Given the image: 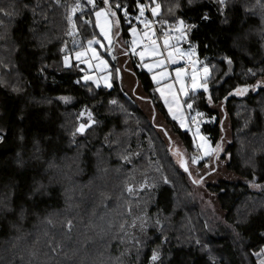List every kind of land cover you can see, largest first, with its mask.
I'll return each instance as SVG.
<instances>
[{"label":"trees","instance_id":"1","mask_svg":"<svg viewBox=\"0 0 264 264\" xmlns=\"http://www.w3.org/2000/svg\"><path fill=\"white\" fill-rule=\"evenodd\" d=\"M97 2L99 7L105 6L102 0ZM157 2L161 5L160 20L183 18L198 25L189 39L199 44L197 54L210 66L211 78L207 80L209 91L200 89L187 102L193 101V108L203 114L202 131L213 146L222 140V118L214 106L222 103L229 115L232 141L224 155L239 178L208 185L217 193L227 223L214 225L212 230L209 221L197 214L208 240L218 245L217 257H208L199 244L187 242L180 233L184 208L177 201V186L166 167H159L160 150L149 142L154 136L152 123L127 95L120 78L115 77L110 88L96 87L81 79L83 71L78 62H73L76 67H64L60 48L69 30L64 10H69L68 4L0 0V8L11 13H0V48H7L0 68L9 73L6 81L0 82V264H152L153 250L160 254L158 264H213V260L215 264H259L254 251L264 245V83L257 82L264 78V0H226L222 10L217 0H193L191 5L188 0ZM117 3L123 7L112 17L129 47L128 29L134 24L128 23L123 9L134 20L139 13L137 0H110L113 11ZM139 3L154 6L150 0ZM204 13L209 16L207 21L201 19ZM76 17L83 42L96 35L93 11ZM226 56L233 59L232 65L223 59ZM131 58L135 75L154 107L185 148L196 149L189 130L171 117L157 94L150 72L136 57ZM250 68L256 72L254 77L245 74ZM12 80L17 82L14 87L9 83ZM77 80L81 82L75 83ZM238 85L257 87L225 101ZM63 96L71 97L70 102L59 99ZM85 108L98 123L73 139L72 133L80 124L78 115ZM122 156H128L125 162L130 164H124ZM137 170L143 175L150 173L155 186L142 192L143 198H151L148 219L136 239L130 241L124 237L125 227L120 228L128 223V213L123 205L114 207L113 202L119 197L121 202L129 201L124 184L131 182ZM97 176L105 179L104 197L109 198L98 210L96 198L103 199L100 192L104 185L98 186ZM164 176L171 182L163 183ZM87 186L92 190H85ZM73 193L83 196L82 203L87 200L93 204L88 215L91 226L76 223L70 238L64 230L61 233L48 226L49 232L38 226L45 216L65 208L67 197ZM248 199L259 200L260 207L245 220L235 221V214ZM72 200L79 204V196ZM50 239L55 252L49 246Z\"/></svg>","mask_w":264,"mask_h":264},{"label":"rangeland","instance_id":"2","mask_svg":"<svg viewBox=\"0 0 264 264\" xmlns=\"http://www.w3.org/2000/svg\"><path fill=\"white\" fill-rule=\"evenodd\" d=\"M55 1V0H54ZM95 7L92 4H88L87 0H60V3H67L69 6V10L67 8L64 10L67 11V20L68 16L72 14V9L76 7L77 4H79L81 7L75 15L72 17V23L75 24V29L72 27V23L68 20V35L67 39L64 42L63 47L61 46L60 50L62 48H65V51H62V53L65 55H68L70 57L71 62H75V53L76 52H84L85 56L82 57L83 60H88V63H83L80 61L78 62L81 66L80 69L83 71V75H90L95 77L99 81V87H106L104 83V77H109V83L113 85V80L115 77H119L120 81L122 83L123 88L125 89L126 93L132 100H134L135 104H137L139 107L143 109V111L146 113V116L149 120V122L153 125V140L149 141L150 143H155V146L157 149L160 150V158H159V167L165 166L168 175L171 176L173 180V183L177 186V192L179 194V197L177 199L179 206H182L184 208V212L182 215V219H180V227L179 231L180 233L184 234L183 237H185L187 242L199 244L202 251L207 253L208 257L215 258L217 257L216 249L218 247L217 244H214L210 242L207 238V234L205 233L204 226L201 223L200 220H198L199 212L203 216V221L208 220L211 224L210 229L214 230V225H226V211L222 209L221 204L218 199L217 193L213 192L211 189L208 188L209 184L215 183L218 180L225 179V180H236L239 178V176L228 167V162L230 161L228 157H225L224 150L229 146L230 142L232 141V132H231V125L229 121V115H227V112L225 110V107L222 103L215 105L214 108L217 109L220 113V117L222 118V141H223V151H221L217 155L210 154L207 157H204L199 161L197 164L191 163V157L197 156L202 157L203 156V149H195L189 150L185 148L184 144L181 142L179 137L173 132L172 126L168 123L167 119L164 117V115L160 112V110L156 109L149 97V94L145 92L142 84L137 79L135 72H134V66L132 63V58L129 55L124 48H128L123 40V34L122 29L119 27L118 23L114 20L112 16H109L108 19V25H107V31H108V37L105 38L103 33H101L100 27L96 26L98 29L96 32V35L93 37H90L86 39L83 42V37L79 33V26L77 22V17L80 14L85 13L88 10L93 11L94 15V23L96 25V16L95 12L99 11V3L97 0H94ZM56 3V2H55ZM146 7V11L144 13L143 17H140L138 20L137 17L139 14L135 17L133 20L131 16L127 15L128 23H132L134 25L130 26L128 31L130 34V51L134 56L138 59L139 65L144 68L146 71L151 73L152 79H153L156 87L155 90L157 94L159 95L160 99L165 104L169 114L173 119L178 122L180 125L181 120L184 121L185 127L183 129L189 130L192 135L195 145L200 143L199 137H194V133L196 131L197 126L200 128V135H203L207 140V148L208 149H214L215 146L211 144V141L209 137L202 131L201 127V116H197V112L201 113L200 111L196 109H189L187 105L189 103L193 104V101H188L187 99L191 96V94L196 93L200 90L198 88L197 90L193 91L191 88L192 85V67L190 68V71L187 70L184 66V64L177 65L176 59L175 62H173L172 59L168 57V52L175 50V48H180L184 50L185 53L188 52V48H186L184 45L188 43V41H178L176 37L178 36V32L175 30V20L171 18V21H168V27L166 29H161V26L165 27L164 20H160L158 16H153L151 14L150 8L148 4H144ZM123 12L125 13V8L123 9ZM148 12V13H147ZM149 14V15H148ZM87 20H89L87 18ZM104 20L101 18V23H103ZM150 22L149 27L145 28V23ZM166 24V25H167ZM135 28L136 32L133 33L130 29ZM157 27V28H156ZM159 29V30H158ZM121 30V31H120ZM72 33V35H69V33ZM145 32H147L149 35L145 36ZM165 34H168L170 45H174L175 48L164 47V39ZM38 37V40L41 41V36L36 35ZM50 37V36H49ZM157 37L156 41V47L158 49L157 54H153L150 47H148L149 44L152 42V38ZM89 40H95L99 41V43H94L91 48H89L88 41ZM43 41V40H42ZM45 41V40H44ZM133 41L136 43L133 44ZM147 41H149L147 43ZM145 42V43H144ZM92 49H95L96 55H93ZM7 48H0V58H2L3 54L6 56L5 51ZM144 52L145 55L143 59L140 56V53ZM3 56V57H4ZM97 56L99 59H97ZM180 56H175V58H178ZM0 59V60H1ZM189 59L187 55H185L183 58H180L179 61H183ZM191 62L193 61H199V63L196 64L197 67V83L199 84L201 82V78L203 77V65L206 64L205 62H202L197 52H195L191 56ZM160 61H163V63H160ZM106 63V67H105ZM146 65H151L152 70L149 71V68L146 67ZM208 65V64H207ZM210 68V66L208 65ZM182 68L185 70L184 75L181 77L183 80L186 88L185 91L188 92V95L184 94V91L180 90V84L181 81L177 79L176 77V69ZM116 69H119V72H116ZM211 72V68H210ZM9 74V73H8ZM6 69L0 68V82L6 81V76H8ZM10 80V79H9ZM264 82V78L262 80ZM9 83H12L11 87H14L17 85L16 81H13ZM86 83H92L93 85H96L93 81H88ZM112 87V86H111ZM109 88V87H107ZM163 93V95L161 94ZM167 101V102H166ZM171 109V111H169ZM83 109L82 111H84ZM90 110V109H88ZM91 111V110H90ZM81 112V111H80ZM92 112V111H91ZM93 114V113H92ZM79 117V115H78ZM175 117V118H174ZM195 118V122L192 118ZM94 118V117H93ZM80 123H87L88 117L87 114H85L83 117L77 118ZM205 120V119H204ZM209 120V119H206ZM181 127V126H180ZM88 130V129H87ZM86 130V131H87ZM148 131H146L147 133ZM167 133V135L165 134ZM169 137L171 139H169ZM1 139V136H0ZM196 147V146H195ZM172 148L173 150L178 149L179 154L174 156L173 152L169 149ZM129 158V157H128ZM184 159L188 163V167L190 172L192 173V179L183 171L182 168H180L178 160ZM124 164H127L128 162H125L123 160ZM130 164V163H128ZM103 168V167H102ZM104 171V170H103ZM158 172V170H157ZM100 176H97L95 180L99 182L98 186L102 187L104 185V190L100 192V196H103L100 199L96 198V200L99 201V205L97 206V210L101 208V205L106 201H108V197H104L106 194V186L104 182V178H99ZM200 177H203V181L199 184H195L192 181L198 180ZM170 181V180H169ZM151 182V176L150 173H147L143 175L142 172L135 171V173L132 174L131 182L129 181L124 184V193L126 197L129 198V201L123 200L121 202L119 197L116 202H113L114 207L120 208V206H124L126 212L128 213V225L125 223V230H124V237L128 240L136 239V233L138 230H141V223H146V220L148 219V207L147 204L150 205L151 198L144 197L142 195V192L149 191L151 188H153L154 183ZM171 182V181H170ZM91 184H89L90 186ZM131 185L135 190L132 193H129L126 191V187ZM143 185V187H141ZM84 188V187H82ZM93 187H85L86 190H92ZM72 190V189H71ZM80 192H82V189L79 188ZM105 191V192H104ZM79 196V204L77 203L75 205V202L72 200V197ZM76 196L74 193L67 197V202L69 201V204L62 208L60 211H57L54 214L45 216V220H41V223L38 224V226H41L43 230H48V226L53 231H59L63 233L62 230L64 229V223L67 219H72L75 226L76 223L79 225H92V220L90 215L93 211V204L91 202H87V200H84L82 203V195ZM111 200V198H110ZM246 203V204H245ZM242 204L241 208L239 209V212L235 214V221L241 222V220H245V218L252 213L253 211H256L261 203L259 200L254 199H248L247 202ZM129 206H131V213H129L128 209ZM192 206H195V209L192 208ZM81 208V212H80ZM86 210L89 213H84ZM92 211V212H91ZM198 211V213L196 212ZM191 212V215H190ZM84 214V215H82ZM82 215V216H81ZM86 215V218L84 216ZM205 219V220H204ZM51 220L52 223L49 224L48 221ZM135 221V227H131L133 222ZM125 222V221H124ZM54 227H52V226ZM85 227V226H84ZM59 228V229H57ZM49 231V230H48ZM50 232V231H49ZM199 241V243H197ZM264 247L260 246L258 249L254 251V253L259 252L260 249ZM256 256V255H255ZM258 263L261 259H264V256H256Z\"/></svg>","mask_w":264,"mask_h":264},{"label":"snow or ice","instance_id":"3","mask_svg":"<svg viewBox=\"0 0 264 264\" xmlns=\"http://www.w3.org/2000/svg\"><path fill=\"white\" fill-rule=\"evenodd\" d=\"M55 2L57 4L60 3V0H55ZM87 3L88 4H92L94 7H95V2L94 0H87ZM102 3L106 6L104 8H100L99 11H96L95 12V16H96V26L100 27V30H101V33H103L104 37L107 38L108 37V31H107V25H108V17L109 16H113L115 17L117 15V12L120 10L121 7H123L122 5H120L119 3H117L115 5V9L116 11H113L112 10V7L110 5V0H102ZM150 3L151 4H154L153 7L150 8V11H151V14L153 16H158L159 13H160V9H161V5L160 3L157 2V0H150ZM188 3L189 5H191L193 3V0H188ZM217 3L221 5V10L223 9V6L226 5V0H217ZM257 3H260V0H257ZM10 7H14V5H11ZM27 7V6H25ZM80 5L77 4L76 7H74L72 9V14L68 16V20L70 23H72V17L73 15H75V13L77 12V10L80 9ZM180 7V4L177 3L175 5V8H179ZM262 8H264V5H261ZM137 8H138V12H139V16L137 17V19L139 20L140 17H143L144 16V13L146 11V7L144 4L142 3H139V0H137ZM173 10L172 9H169V12H172ZM0 13H3L4 15H11V13H9L5 8H0ZM35 9H33V15H35ZM128 15V12H127V9L125 8V17H127ZM101 18H103L104 22L101 23ZM201 19L203 21H207L209 19V16L207 13H204L203 16L201 17ZM87 23V21H86ZM165 24L168 23V21H164ZM149 24L150 22H146L145 23V28H148L149 27ZM72 27L75 29V24L72 23ZM198 28V25L197 24H194V23H188L186 20H184L183 18H176L175 20V30L179 33L178 36L176 37V39L178 41H188V52L185 53L184 50L180 49V48H175L174 45H170V42H169V37H168V34H165V39H164V47L165 48H169V47H173L175 48L174 52L173 51H169L168 52V57L170 59L173 60V62H175V56H180L181 58H183L185 55H187L189 58H191V56L196 52V49L199 47V44L196 43V44H193L191 42V40L189 39L190 37V34ZM133 33L136 32V29L133 27L130 29ZM69 35H72V33L70 32ZM149 34L147 32H145V36H148ZM245 39L247 37H244ZM237 39H240V37H237ZM262 39H264V33H262ZM94 43H99V41H95V40H89L88 41V45H89V48H91V46L94 44ZM136 42L133 41V44H135ZM238 46V45H237ZM148 47L151 48L153 54H157L158 53V49L156 47V41L153 40L151 42V44L148 45ZM205 48L208 47V45H204ZM61 51H65V48H62ZM92 52H93V55L95 56L96 53H95V49H92ZM145 53L144 52H141L140 53V56L141 58L143 59ZM85 56V53L84 52H76L75 53V60L76 61H80V62H83V63H88V60H83L82 61V57ZM97 59H99V57L97 56ZM225 61H227V63L229 65H232L233 64V59L231 57H224L223 58ZM160 63H163V61H160ZM199 63V61H193L192 64H193V67H192V75H191V79H192V85H191V88L193 91L197 90L198 88L200 89H203L204 92H208L209 89H208V84H207V80L211 78V72H210V68L208 67L207 64H204L203 65V77L201 78V82L198 84L197 83V67H196V64ZM63 65L65 68H73V67H76L77 65H74L71 60H70V57L68 55H65L63 57ZM106 63H105V67H106ZM146 67L149 68V71L152 70V66L151 65H146ZM44 71V68L42 67L40 69V72L43 73ZM264 71V70H262ZM116 72L118 73L119 72V69H116ZM185 73V70L182 69V68H177L176 69V77L178 80L181 81V84H180V90L181 91H184V94L185 95H188V92L185 91V84L183 82V80L181 79V77L184 75ZM246 75H251V76H255L256 75V72L253 71V69H248L247 70V73H245ZM81 79L84 81V82H88V81H93L94 83H96L97 87H99V81L93 77V76H90V75H83L81 77ZM104 83H105V86L106 87H111V83H109V77L108 76H105L104 78ZM153 79H155V77H153ZM81 81L80 80H77L75 81V83L79 84ZM261 83H264L262 81H258L257 82V85L261 84ZM257 85H243V86H240L238 85L232 92H229L227 96L224 97V100L226 101L228 99V97L230 96H243L245 93H247L249 91V88H253L255 89V87H257ZM163 95V93H161ZM60 100L64 101L65 103H68L70 102L71 100V97H67V96H63V97H59ZM207 100H208V103L211 104L212 103V97L211 95H209L207 97ZM167 102V101H166ZM111 103L115 104L116 102L115 101H111ZM187 107L189 109H192L193 108V104L192 103H189L187 105ZM169 111H171V109H169ZM85 114H87V117H88V121L87 123H80L78 125V127L75 128V130L73 131L72 133V136H73V139L75 138V136L77 134H84L86 132L87 129H89L90 127H92V125L98 123V121H96L94 118H93V114L90 110H88L87 108H85L84 111H81L79 113V117H83ZM203 114L202 113H199L197 112V116H202ZM78 117V119H79ZM175 118V117H174ZM193 121L195 122V118L193 117L192 118ZM214 119V118H213ZM180 126L183 128L185 127V124H184V121L181 120V123H180ZM167 135V133H165ZM198 136L199 137V140H200V143L199 144H196V148L197 149H203V156L202 157H197V156H193L191 157V163L192 164H197L199 163V161L201 159H203L204 157H207L209 156L210 154H213V155H217L219 154L221 151H223V141L221 140V142L217 143L215 148L214 149H208L207 148V140L206 138L203 136V135H200V128L199 126H197L196 128V131L194 133V137ZM169 139H171L169 137ZM170 151L173 152V155L176 156L179 154V150L176 149V150H173L172 148L169 149ZM121 159L123 160H129L128 156H122ZM130 162V161H129ZM178 163H179V166L180 168L183 169V171L185 173H187L189 175V177L192 176V173L190 172L189 170V167H188V163L184 160V159H179L178 160ZM203 181V177H200V179L198 180H193L192 182L195 183V184H199ZM162 182L167 184L169 183V180L167 178V176H164L162 177ZM256 186H259V185H256ZM141 187H143V185H141ZM154 187V185H153ZM134 188L129 185L126 187V191L129 192V193H132L134 192ZM129 213H131V206H129V209H128ZM49 224L52 223L51 220L48 221ZM157 224H159L160 222L157 220L156 221ZM145 223L142 222L141 223V230L144 229L145 227ZM75 227V224L73 222L72 219H67L66 222L64 223V229H65V233L68 235V237L70 238L71 236V233L73 231ZM125 227L124 224H121L120 225V228L121 230H123ZM131 227H135V221L133 222V224L131 225ZM45 235H47V233H45ZM237 236H239V233L236 234ZM262 236H264V233H261ZM49 243V246L52 247V251L55 252L57 250L56 247H53L52 244H53V240L50 239L48 241ZM137 243H139V241H137ZM197 243H199V241H197ZM61 245H57V247H59ZM254 255L256 256H264V247H262L260 249L259 252H256L254 253ZM150 260L152 262V264H158V262L160 261V254L158 251L156 250H153L152 252V255L150 257ZM213 264H215V260H213ZM259 264H264V259H261L259 261Z\"/></svg>","mask_w":264,"mask_h":264},{"label":"crops","instance_id":"4","mask_svg":"<svg viewBox=\"0 0 264 264\" xmlns=\"http://www.w3.org/2000/svg\"><path fill=\"white\" fill-rule=\"evenodd\" d=\"M138 14H139V13H138ZM167 27H168V25L165 26V27H163V29H166ZM156 28H157V27H156ZM158 30H159V29H158ZM129 42H130V41H129ZM144 43H145V42H144ZM130 46H131V43H130ZM130 46H129V47L127 46L128 48L125 47L124 50H126V52H128L130 56H134V54H132V52L130 51ZM184 46H185L186 48H188V43L185 44ZM196 52H197V51H196ZM197 53H198V52H197ZM197 55H198V54H197ZM134 57H135V56H134ZM198 57H199V56H198ZM180 58H181V57L175 58V59L177 60V61H176V62H177V63H176L177 65L180 63V64H182V65L184 64V66H185L186 62L191 61V59L189 58V59H187L186 61L184 60L183 63H181L182 61H179ZM199 59H200V58H199ZM200 60H201V59H200ZM201 61H202V60H201ZM178 62H179V63H178ZM202 62H203V61H202ZM185 68H186V67H185ZM186 69H187V68H186ZM189 71H190V70H189ZM150 74H151V73H150ZM151 77H152V76H151Z\"/></svg>","mask_w":264,"mask_h":264},{"label":"built area","instance_id":"5","mask_svg":"<svg viewBox=\"0 0 264 264\" xmlns=\"http://www.w3.org/2000/svg\"><path fill=\"white\" fill-rule=\"evenodd\" d=\"M151 40H152V41H153V40H157V37H153ZM148 42H149V41H147V43H148ZM191 66H192V62H191V61L186 62L185 67L187 68V70H190Z\"/></svg>","mask_w":264,"mask_h":264},{"label":"water","instance_id":"6","mask_svg":"<svg viewBox=\"0 0 264 264\" xmlns=\"http://www.w3.org/2000/svg\"><path fill=\"white\" fill-rule=\"evenodd\" d=\"M121 31V30H120ZM192 177V176H191Z\"/></svg>","mask_w":264,"mask_h":264}]
</instances>
